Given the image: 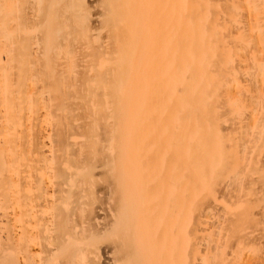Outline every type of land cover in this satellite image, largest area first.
Returning <instances> with one entry per match:
<instances>
[{
  "label": "bare ground",
  "instance_id": "1",
  "mask_svg": "<svg viewBox=\"0 0 264 264\" xmlns=\"http://www.w3.org/2000/svg\"><path fill=\"white\" fill-rule=\"evenodd\" d=\"M0 264H264V0H0Z\"/></svg>",
  "mask_w": 264,
  "mask_h": 264
}]
</instances>
